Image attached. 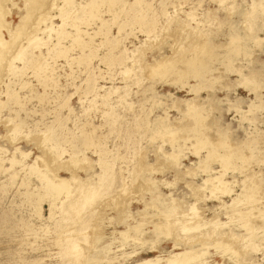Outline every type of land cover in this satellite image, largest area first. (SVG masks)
<instances>
[{
	"label": "rangeland",
	"instance_id": "374dc122",
	"mask_svg": "<svg viewBox=\"0 0 264 264\" xmlns=\"http://www.w3.org/2000/svg\"><path fill=\"white\" fill-rule=\"evenodd\" d=\"M0 14V264H162L183 247L208 264H264V0H0ZM202 134L214 142L197 151ZM213 147L244 157L204 167ZM38 156L51 174L78 173L76 190L50 201L27 167ZM211 173L229 181L218 193ZM254 180L257 195L233 204Z\"/></svg>",
	"mask_w": 264,
	"mask_h": 264
},
{
	"label": "bare ground",
	"instance_id": "6f19581e",
	"mask_svg": "<svg viewBox=\"0 0 264 264\" xmlns=\"http://www.w3.org/2000/svg\"><path fill=\"white\" fill-rule=\"evenodd\" d=\"M8 1V0H7ZM40 3V2H39ZM4 4V3H3ZM257 4V3H256ZM256 4L255 5H253V6H256ZM262 4V3H261ZM6 5H8V4H5V6ZM51 5V4H50ZM65 5V4H64ZM260 5V4H259ZM54 7V6H53ZM5 9H6V7H4ZM2 10H4V9H2ZM1 10V11H2ZM8 11V10H7ZM9 13V12H8ZM1 15V14H0ZM4 15V14H3ZM1 17V16H0ZM2 18H3V16H2ZM5 18V17H4ZM27 18H28V16H27ZM2 19H0V21H1ZM4 20V19H3ZM24 20H25V18H24ZM37 21V20H36ZM6 22V21H5ZM1 23V22H0ZM2 23H4V22H2ZM8 23V22H7ZM21 23H22V21H21ZM24 23V22H23ZM21 25V24H20ZM40 25V24H39ZM2 26V25H1ZM3 28V27H2ZM5 28V27H4ZM21 28V27H20ZM49 28V27H48ZM19 29V28H18ZM2 30V29H1ZM12 32V31H11ZM14 33H15V31H14ZM18 33V32H17ZM2 35V34H1ZM14 35V34H13ZM13 35H11V36H13ZM242 38H243V36H241ZM233 38V37H232ZM236 38H237V35H236ZM255 38H257V37H255ZM39 39V38H38ZM235 39V38H234ZM241 39V38H240ZM242 40V39H241ZM10 41V40H9ZM9 41H8V43H9ZM237 41H240V40H238L237 39ZM4 42V39L0 36V43L2 44ZM12 42H13V40H12ZM38 42V41H37ZM233 42V41H232ZM6 43V42H5ZM238 43V42H237ZM4 44V43H3ZM4 45H6V44H4ZM7 46V45H6ZM174 46V45H173ZM208 46V44L206 45V47ZM237 46V45H236ZM235 46V47H236ZM240 46H241V44H240ZM1 47V46H0ZM5 47V46H4ZM204 47V46H203ZM209 49V48H208ZM212 49V48H211ZM210 49V50H211ZM230 49V48H229ZM234 49V48H233ZM241 49H242V47H241ZM2 50V49H1ZM240 50V49H239ZM243 50H245V49H243ZM227 51V50H226ZM206 52H208L207 50H206ZM198 53V52H197ZM204 53V52H203ZM227 53V52H226ZM234 53L236 54V52L234 51ZM239 53V52H238ZM243 53V52H242ZM210 54V53H209ZM230 54H232V53H230ZM2 55V54H1ZM204 55V54H203ZM207 54L205 53V56H206ZM217 55V54H216ZM15 56V55H14ZM165 56H167V55H165ZM204 56V57H205ZM219 56V55H218ZM223 56H225V55H223ZM234 56V55H233ZM19 57V56H18ZM203 57V56H202ZM201 57V58H202ZM210 57H213V56H210ZM229 57V56H228ZM162 58H164V57H162ZM171 58V57H170ZM169 58V59H170ZM182 59H183V57H181ZM195 57H193V59H189L188 58V64H191V67L193 68L194 66L193 65H195V64H197L198 65V63H196L197 61H195V59H194ZM167 59V58H166ZM168 59V60H169ZM173 59V58H172ZM196 59H198V58H196ZM233 59V58H232ZM159 60H160V58H159ZM164 60V59H163ZM168 60H164V61H168ZM174 60V59H173ZM170 61V62H173L174 63V61ZM178 60H180L179 58H178ZM199 60H201V59H199ZM198 60V61H199ZM205 60H206V57H205ZM207 60H209V55H208V58H207ZM212 60H213V58H212ZM230 60H231V58H230ZM2 61V60H1ZM163 61V62H164ZM187 61V60H186ZM155 62V61H154ZM160 62H162V61H160ZM159 62V63H160ZM178 63H179V61H177ZM230 62V61H229ZM167 63H169V61L167 62ZM184 63H185V60H184ZM205 63V62H204ZM207 63H208V61H207ZM0 64H2V62L0 63ZM157 64H158V62H156L155 63V67H159V65L160 64H158V66H157ZM172 64V63H171ZM171 64H169V65H171ZM183 64V63H182ZM203 64V63H202ZM229 64V63H228ZM162 65V64H161ZM175 65V64H174ZM173 65V66H174ZM185 65H186V63H185ZM173 66L171 67L170 66V68H173ZM176 66V65H175ZM187 66V65H186ZM198 66H200V65H198ZM204 66V65H203ZM207 66H208V64H207ZM149 67V66H148ZM162 66H160V68H161ZM196 67V66H195ZM194 67V68H195ZM163 68V67H162ZM164 68H165V66H164ZM206 68V67H205ZM205 68H203V69H205ZM1 69V68H0ZM150 69H151V67H150ZM152 69H154V68H152ZM159 69V68H158ZM158 69H154L155 70V73H156V70H158ZM175 69H177V68H175ZM174 69V70H175ZM180 68L178 67V70H179ZM182 69V68H181ZM207 69V68H206ZM206 69L205 70H203V71H206ZM161 70V69H160ZM160 70L158 71V72H160ZM163 70V69H162ZM168 70H169V68H168ZM174 70H173V72H174ZM178 70H175V71H178ZM187 70V69H186ZM170 72L172 71L171 69L169 70ZM181 71V70H180ZM180 71H179V73H180ZM183 71V70H182ZM181 71V72H182ZM166 72V71H165ZM184 72V71H183ZM192 72V71H191ZM207 72V71H206ZM149 73H151V72H149ZM161 73H162V71H161ZM201 73L203 74V72L199 69V67L197 68V69H194L193 70V73L191 74V75H193L194 77H200V75H201ZM176 74H177V72H176ZM188 74V73H187ZM167 75V74H166ZM175 75V74H174ZM173 75V76H174ZM183 76H184V73L182 74ZM168 76H170V74L168 75ZM178 75H176V77H177ZM181 76V75H180ZM183 76H182V78H183ZM186 76H188V75H186ZM190 76V75H189ZM2 77V76H1ZM192 77V76H191ZM202 77H204V75H202ZM202 77H201V79H202ZM208 77V76H207ZM178 78V77H177ZM206 78V77H205ZM185 79H186V77H185ZM203 81V80H202ZM199 82V81H198ZM187 83V82H186ZM198 84H200V82L198 83ZM201 85V84H200ZM199 85V86H200ZM190 86V85H189ZM192 86V85H191ZM196 89V87L195 86H192V90H195ZM195 101V100H194ZM194 101H191V102H193L194 103ZM188 102V101H187ZM190 102V103H191ZM196 103V102H195ZM196 105H198V104H195L194 105V108L196 107ZM190 106V104L187 106V108H190L189 107ZM191 106H193V105H191ZM200 107V106H199ZM191 109V108H190ZM202 110V109H201ZM187 111H188V109H187ZM195 111V110H194ZM197 111V110H196ZM188 113H189V111H188ZM193 113V112H192ZM203 112H201V114H202ZM183 114H187V113H184L183 112ZM194 114H196V116H197V112H195ZM200 114V113H199ZM199 114H198V117H199ZM204 115V114H203ZM196 116H195V118H196ZM202 116V115H201ZM164 117V116H163ZM162 117V118H163ZM189 117V116H188ZM193 117H194V115H193ZM159 118V117H158ZM157 118V119H158ZM161 118V119H162ZM191 118V117H190ZM202 118V117H201ZM203 118H205V116L203 117ZM199 118H197L196 119V121L195 122H197V120H198ZM159 120V119H158ZM162 120H164V119H162ZM168 120V119H167ZM167 120H165V121H167ZM193 120V119H192ZM205 120V119H204ZM204 120H202V122L204 121ZM164 121V122H165ZM199 121H201V119L199 120ZM172 122V121H171ZM159 123H160V121H159ZM174 123V122H173ZM198 123V122H197ZM197 123H196V125H197ZM156 124V123H155ZM158 124V123H157ZM162 124V123H161ZM167 124V123H166ZM175 124V123H174ZM201 124V123H200ZM199 123H198V125H200ZM159 125V124H158ZM157 125V126H158ZM169 125V124H168ZM188 125V124H187ZM202 125V124H201ZM203 125H204V122H203ZM154 126H156V125H154ZM157 126H156V128H157ZM163 125H161V127H162ZM177 126V125H176ZM186 126V125H185ZM184 126V127H185ZM189 126V125H188ZM160 127V126H159ZM160 127V128H161ZM167 127V126H166ZM165 127V128H166ZM195 127V126H194ZM199 127V126H198ZM201 127V126H200ZM203 127H205V126H202V129H203ZM163 128V127H162ZM179 128V127H178ZM183 128V127H182ZM196 128V127H195ZM210 128V127H209ZM177 129V128H176ZM181 129V128H180ZM184 129H186V128H184ZM184 129H181V130H179V132L180 131H182V130H184ZM188 129V128H187ZM160 130V129H159ZM162 130H165V132L163 131V133L165 134L166 132H168V134H166V135H168L169 137H171L170 136V133L172 134V133H174V132H177V131H175V129L173 128V126L172 127H170V126H168V129L166 128V129H162ZM167 130V131H166ZM189 130V129H188ZM191 130H192V128H191ZM194 130V129H193ZM199 130V129H198ZM201 130V129H200ZM199 130V131H200ZM158 131V130H157ZM186 131V130H185ZM199 131H198V133H199ZM203 131V130H202ZM202 131H200V132H202ZM206 131V130H205ZM153 132H155V131H153ZM178 132V133H179ZM181 133H184V132H181ZM186 133V132H185ZM203 133V132H202ZM160 134V132L159 133H157L156 134V136L157 135H159ZM162 134V133H161ZM180 134V133H179ZM204 134V133H203ZM202 134V136L200 137L199 136V138H198V140H197V142L195 143V146H196V150L197 151H199V145L200 146H206V145H209V144H211V141H213V140H211V139H209V138H207V136L205 137V135L207 134H205V135H203ZM224 134V133H223ZM176 135H177V133H176ZM186 135V134H185ZM199 135V134H198ZM221 135V134H220ZM47 136H50L49 134L47 135ZM162 136H163V134H162ZM168 136H164V137H168ZM178 136V135H177ZM188 136V135H187ZM208 136H209V134H208ZM226 136V135H225ZM168 137V138H169ZM173 137H175V136H173ZM179 137V136H178ZM182 137H183V135H182ZM181 137V138H182ZM219 137H221V136H219ZM49 138V137H48ZM180 138V137H179ZM178 138V139H179ZM187 139H188V137H186ZM196 138V137H195ZM222 138V137H221ZM170 139H172V137L170 138ZM175 139V138H174ZM177 139V138H176ZM176 139H175V141H176ZM193 139V138H192ZM226 139V138H225ZM49 140H50V138H49ZM48 139L46 140V141H49ZM173 140V139H172ZM171 140V141H172ZM211 140V141H210ZM178 141V140H177ZM195 141H196V139H195ZM194 141V142H195ZM216 141H218V139L216 140ZM214 142V141H213ZM212 142V143H213ZM223 142H227V141H223ZM173 143H174V141H173ZM172 143V145H174ZM177 143V142H176ZM194 144V143H193ZM214 144V143H213ZM210 145V146H214L215 147V145ZM215 144H216V142H215ZM220 145H221V143H219ZM223 144V143H222ZM225 144H227V146H228V142L227 143H225ZM225 144H223V147H224V145ZM230 145V144H229ZM42 146V145H41ZM40 146V147H41ZM56 146V145H55ZM176 146V145H175ZM174 146V147H175ZM194 146V147H195ZM210 146H209V148H210ZM218 146V145H217ZM217 146L215 147V148H217ZM226 146V147H227ZM179 147V146H178ZM183 147V146H182ZM201 147V148H202ZM214 147H213V149H214ZM229 147V146H228ZM227 147V148H228ZM54 148V147H53ZM200 148V149H201ZM208 148V149H209ZM225 148V147H224ZM45 149V148H44ZM55 149V148H54ZM173 149V148H172ZM177 149V148H176ZM175 149V150H176ZM180 150H182L181 148H179ZM207 149V148H206ZM219 149H220V146H219ZM218 149V150H219ZM230 149H231V146H230ZM233 149V148H232ZM232 149H231V151H232ZM238 149V148H237ZM240 149V148H239ZM53 150V149H52ZM178 150V149H177ZM180 150H178V151H180ZM216 149H214V150H210L209 152H208V154H206L207 156H206V158L202 161L203 163L204 162H208L207 161V159H210L212 156H217V155H219L221 158H222V162L225 164V165H228V164H230V163H233V162H231V159L233 160V158L232 157H234V155H235V157H241V158H243L244 157V155L243 154H240V153H237V151L236 152H231V153H227V154H222V153H220V154H217V152L215 151ZM223 150V149H222ZM235 150V149H234ZM58 151V150H57ZM174 151V150H173ZM208 151V150H207ZM206 151V152H207ZM228 151H230L229 149H228ZM46 152H48V151H46ZM50 152V151H49ZM168 152V151H167ZM167 152H166V154H167ZM170 152H171V150H170ZM219 152V151H218ZM239 152V151H238ZM43 153V152H42ZM172 153V152H171ZM174 153V152H173ZM21 154L22 155H24V156H26L27 154H25L24 152H21ZM178 154V153H177ZM179 154H181V153H179ZM77 154L76 153H74V155H72V157H71V159L73 160H76L77 162H79L81 159L77 156ZM99 155H101V152H100V154ZM162 155H164V154H162ZM169 155H171V154H169ZM23 156V157H24ZM46 156V155H45ZM45 156H38V157H36V161L34 162V163H32L31 165H28L27 167H28V169L29 170H31V171H34V172H37L38 173V177H40V179L42 180V182H44V184L42 185L43 186V188H44V192H45V196H48V198L49 197H52V198H50V201H52L51 199H53V197H54V199L56 198L57 199V195H60L61 193H63V192H65V193H67V194H70L71 193V191H72V187H74L75 185H76V183H75V185L74 186H72V181H77V177H78V173H77V176H76V172L74 173V174H71L72 176L70 177V178H63V177H61L60 175H58V174H54V172H52L53 174H51V172L49 173V171H50V169H49V166L47 165V163L45 162H43L42 161V163H44V165H41L40 163L38 164V160L40 161V158H44ZM58 156V155H57ZM167 156V155H166ZM165 156V157H166ZM176 156V155H175ZM178 156V155H177ZM177 156H176V158H177ZM180 156V155H179ZM50 157H51V155H50ZM83 158L82 159H88V157L87 156H82ZM101 157V156H100ZM170 156H168V158H169ZM214 157H212V158H214ZM245 157H247V155L245 156ZM25 158V157H24ZM201 158V160H202V157H200ZM179 159V158H178ZM9 160V162L11 163V167L10 168H12V167H14V165H17V164H22L23 166H25V162L21 159V160H18L17 159V157H11V158H9L8 159ZM44 160H46V159H44ZM53 160V159H52ZM69 160V159H68ZM164 160V159H163ZM177 160V159H176ZM180 160V159H179ZM87 161V160H86ZM174 161V160H173ZM178 161V160H177ZM49 162V161H48ZM60 162V161H59ZM64 162V161H63ZM68 162V161H67ZM74 162V161H73ZM179 162V161H178ZM177 162V163H178ZM210 162V161H209ZM244 162V161H243ZM69 163H71V162H69ZM200 163V162H199ZM54 164H55V161H54ZM68 164V163H67ZM84 164V163H83ZM148 164V163H147ZM208 164V163H207ZM50 165V164H49ZM56 165V164H55ZM65 165V164H64ZM63 165V166H64ZM202 164H200V166H201ZM205 163H204V167H205ZM222 165V164H221ZM231 165V164H230ZM51 166V165H50ZM73 166V165H72ZM75 166V165H74ZM78 166V165H77ZM86 166V165H85ZM85 166H84V168H85ZM150 166V165H149ZM223 166V165H222ZM229 166V165H228ZM227 166V167H228ZM242 167H243V165H241ZM62 167V166H61ZM189 167V166H188ZM204 167H200L201 169H203L204 170ZM206 167L208 168V165H206ZM225 167V166H224ZM223 167V168H224ZM240 167V166H239ZM60 168V167H59ZM59 168L58 169H56V170H59ZM67 168V167H66ZM69 168V167H68ZM80 168V167H79ZM147 168V167H146ZM211 168V167H210ZM83 169V168H82ZM81 169V170H82ZM113 168H112V164H110V163H108V162H106V163H104L103 165H102V167H101V170H100V173H97V175H98V177L100 178V180H102V181H104V179L106 180V179H109V178H112V170ZM152 169V168H151ZM53 170V169H52ZM63 170V169H62ZM149 170V169H148ZM222 170V169H221ZM68 171V170H67ZM204 171H206V169L204 170ZM211 171H212V169H211ZM186 172V171H185ZM190 172V171H189ZM210 172V171H209ZM222 172V171H221ZM216 173V172H215ZM190 174H192V173H190ZM223 174V173H222ZM221 173H218L217 175L215 174V175H213L212 173L210 174V175H208L205 179H204V185H207L208 186V184L210 183V184H212V187H209V188H211V190H213V188L215 189V188H217L218 186L220 187L219 188V190H217L216 192L218 193V191H220V189H221V186L222 185H227L228 184V182H226L227 180H225L224 178H223V175H222ZM52 175V176H51ZM252 177H254V176H252ZM252 177H251V180H252ZM257 177V176H256ZM78 180H79V177H78ZM262 180V179H261ZM256 182V180H254V183ZM79 183V182H78ZM77 183V184H78ZM98 183V182H97ZM150 183V182H149ZM189 183V182H188ZM230 184V183H229ZM257 183H255V185H256ZM262 184V183H261ZM108 185V184H107ZM221 185V186H220ZM247 185V184H246ZM76 186H78V185H76ZM125 186V185H124ZM229 186V185H228ZM41 187V186H40ZM79 187H80V185H79ZM79 187H77L78 189H79ZM227 187V186H226ZM226 187H224L225 188V190L227 191V193L226 194H228V193H231L232 191H233V189L231 188H226ZM230 187V186H229ZM256 187H257V185L254 187V186H252V182H250V185H247V188H249L248 190H246L247 191V193H243V191L241 192V193H239V194H237L236 196H234V198H233V201H232V203L233 204H235L237 201H239V199H240V197L243 195V196H245L246 197V199L248 198V200H249V198H254V196H256L257 194H255V192H256ZM260 187V186H259ZM74 189L76 190V188L74 187ZM73 189V190H74ZM80 189H82L81 187H80ZM193 189V188H192ZM197 189V188H196ZM218 189V188H217ZM246 189V188H245ZM216 190V189H215ZM224 190V191H225ZM250 190V191H249ZM91 191H93V190H91ZM198 191V190H197ZM195 192V191H194ZM213 192V191H212ZM215 192V191H214ZM213 192V193H214ZM221 192H223V187H222V191ZM221 192H219V193H221ZM193 193V192H192ZM212 193V194H213ZM217 193H215L216 195H217ZM225 193V192H224ZM214 194V195H215ZM229 195V194H228ZM56 196V197H55ZM220 196V195H219ZM218 196V197H219ZM197 197H199L198 195H197ZM205 197V196H204ZM214 197V196H213ZM194 198V197H193ZM220 198V197H219ZM53 199V200H54ZM172 199V198H171ZM177 199V198H176ZM201 199V198H200ZM214 199H215V197H214ZM247 200V201H248ZM243 201H244V199H243ZM246 201V202H247ZM251 201V200H250ZM121 202V201H120ZM119 202V203H120ZM249 202V201H248ZM257 202V201H256ZM54 203H55V201H54ZM54 203H52L51 202V205L52 204H54ZM122 203V202H121ZM124 203V202H123ZM239 203H241L240 201H239ZM243 203V202H242ZM242 203H241V205H242ZM174 204V203H173ZM246 204V203H245ZM55 205V204H54ZM148 205V204H147ZM151 205V204H150ZM170 205V204H169ZM172 205V204H171ZM192 205V204H191ZM236 205H237V203H236ZM236 205H234V206H236ZM240 205V206H241ZM197 206V205H196ZM232 206V205H231ZM251 206V205H250ZM174 207H176V206H174ZM194 206L192 205V208H193ZM68 208V207H67ZM156 208V207H155ZM200 208V207H199ZM159 209V208H158ZM174 209V208H173ZM196 209V208H195ZM194 208H193V210H195ZM219 209V208H218ZM200 210V209H199ZM198 210V211H199ZM250 210V209H249ZM248 211V210H247ZM247 211H245V212H238V214L239 215H242V216H247ZM190 212V211H189ZM197 212V211H196ZM232 212V211H231ZM201 214V213H200ZM233 214V213H232ZM234 214H236V213H234ZM260 214H263V213H260ZM194 215H195V213H194ZM140 216H142V215H140ZM158 216V215H157ZM189 216H190V214H189ZM234 216V215H233ZM138 217H139V215H138ZM161 217V216H160ZM195 217H197V215L195 216ZM215 217V216H214ZM193 218V217H192ZM243 218V217H242ZM140 219V218H139ZM143 219V218H142ZM151 219V218H150ZM191 219V218H190ZM194 219V218H193ZM195 219H198V218H195ZM203 219V218H202ZM248 219V218H247ZM250 219V218H249ZM192 220V219H191ZM200 220V219H199ZM146 221V220H145ZM144 221V222H145ZM157 221V220H156ZM188 222V221H187ZM191 222V221H190ZM150 223V222H149ZM152 223V222H151ZM186 223V222H185ZM141 223H136L135 224V226H130V229H126L127 231H121L120 232V234L122 235V237H125V235H127L128 234V232L130 231V230H132V229H134L135 230V232L136 231H142V230H140V227L142 226V224H141V226H138V225H140ZM186 224H189V223H186ZM183 225L182 227H183V230H189V229H194V228H196L197 227V225H201V222H198V221H196V220H194L193 222H192V224H191V226H189V225ZM94 225V224H93ZM193 225V226H192ZM207 225V224H206ZM213 226V225H212ZM244 226L245 227H249V229H251L252 230V228H253V225H251V223H250V221H248V220H245V224H244ZM155 228L154 229H161V230H163V231H161L162 233L165 231V233L166 234H168V232H167V229H169V228H171L170 227V223H166V222H158L157 221V223H155V226H154ZM128 228H129V226H128ZM117 231V230H116ZM152 231H154L153 229H152ZM158 231V230H157ZM190 231V230H189ZM253 231V230H252ZM133 232V231H132ZM132 232H130V233H132ZM170 232V231H169ZM188 232V231H187ZM129 233V234H130ZM171 233V232H170ZM252 233V232H251ZM255 233V232H254ZM257 233V232H256ZM255 233V234H256ZM117 234V233H116ZM133 234V233H132ZM250 234V233H249ZM121 235H119L120 237H121ZM136 235V233L135 234H133V236H135ZM173 235V234H172ZM74 236V235H73ZM128 236V235H127ZM126 236V237H127ZM130 236H132V235H130ZM137 236V235H136ZM135 236V237H136ZM67 237V236H66ZM129 237V236H128ZM134 237V238H135ZM137 238V237H136ZM132 239V241L134 242V239H133V237L131 238ZM138 239H139V237H138ZM113 240V239H112ZM114 240H116L115 239V237H114ZM175 241V240H174ZM214 241V240H213ZM227 241V240H226ZM115 242V241H114ZM123 242H124V239H123ZM122 242V243H123ZM216 242V241H215ZM112 243V242H111ZM110 243V244H111ZM128 243V242H127ZM127 243H125V244H127ZM202 243V242H201ZM205 243V242H204ZM204 243H202V244H204ZM129 244V243H128ZM219 243H217V245H218ZM220 244H221V241H220ZM219 244V245H220ZM228 244V243H227ZM123 245V244H122ZM178 244H176V246H177ZM108 246H110L109 244H108ZM221 246V245H220ZM223 246H224V244H223ZM223 246H221L222 248H223ZM119 247V246H118ZM225 248H226V245H225ZM224 249V248H223ZM108 250V249H107ZM194 250H195V248L194 247H183L180 251H178V252H170L169 253V255H168V257L167 258H165L164 259V261H163V263L162 264H186L187 262H192V264H208V262H207V254H209L208 252H204V253H202L200 256H194L195 255V253L197 254L199 251H201V249L200 250H198V252H195L194 253ZM196 250H197V248H196ZM89 251V250H88ZM202 251H204V250H202ZM241 252V251H240ZM117 254V253H116ZM136 254V253H135ZM130 255H134V254H132V253H127V254H125L124 256H126V258L127 257H129ZM100 259V258H99ZM114 259L115 260H117L118 259V256H115L114 257ZM119 262V264H122L120 261H118Z\"/></svg>",
	"mask_w": 264,
	"mask_h": 264
}]
</instances>
